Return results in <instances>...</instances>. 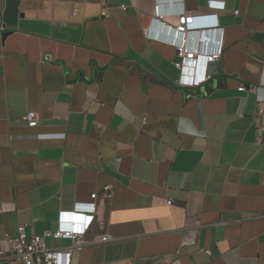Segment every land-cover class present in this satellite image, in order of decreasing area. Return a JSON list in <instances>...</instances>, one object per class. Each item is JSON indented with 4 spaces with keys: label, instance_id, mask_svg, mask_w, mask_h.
<instances>
[{
    "label": "crops",
    "instance_id": "obj_1",
    "mask_svg": "<svg viewBox=\"0 0 264 264\" xmlns=\"http://www.w3.org/2000/svg\"><path fill=\"white\" fill-rule=\"evenodd\" d=\"M211 1L223 53L183 87L161 39ZM102 3L0 0V241L93 201L72 264H264V0Z\"/></svg>",
    "mask_w": 264,
    "mask_h": 264
},
{
    "label": "built area",
    "instance_id": "obj_2",
    "mask_svg": "<svg viewBox=\"0 0 264 264\" xmlns=\"http://www.w3.org/2000/svg\"><path fill=\"white\" fill-rule=\"evenodd\" d=\"M107 0H103L104 11ZM217 5V6H213ZM125 7H123L124 9ZM210 14L196 15L185 11H179V23L176 26L169 25L172 36L169 39H161L171 45L179 58L174 66L180 71L179 82L183 87H198L208 79V66L218 61L223 53L222 39L224 28L221 26L217 11L224 9V3L211 1ZM153 20L163 22L169 12L164 11L161 4L156 6ZM146 26L144 31L146 37H152V25ZM156 38V37H155ZM159 39V38H158ZM195 41V46L191 42ZM239 92H256L254 86L240 85ZM264 117V100L258 103L256 118ZM30 127L39 124V115L30 111L26 116ZM262 130H264L262 128ZM112 186L105 188L112 197ZM171 205L172 201H168ZM96 212L95 202H79L73 211H61L58 218V229L55 232L46 231L43 235L28 237L26 225H19L16 237L6 235L0 241V262L12 264H72L74 253L79 252L86 244L84 236L87 234L89 225ZM48 239H54L57 243L69 240L70 245L66 247L56 246L50 248L47 245ZM112 241L110 235L96 236L91 243L104 245Z\"/></svg>",
    "mask_w": 264,
    "mask_h": 264
},
{
    "label": "snow or ice",
    "instance_id": "obj_3",
    "mask_svg": "<svg viewBox=\"0 0 264 264\" xmlns=\"http://www.w3.org/2000/svg\"><path fill=\"white\" fill-rule=\"evenodd\" d=\"M213 6H217V5H213Z\"/></svg>",
    "mask_w": 264,
    "mask_h": 264
}]
</instances>
